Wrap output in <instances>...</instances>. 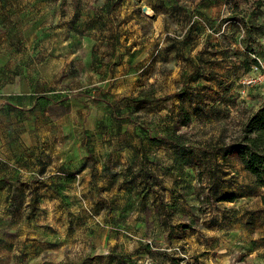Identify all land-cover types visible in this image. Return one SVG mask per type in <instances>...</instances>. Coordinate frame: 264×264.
<instances>
[{
	"label": "rangeland",
	"instance_id": "rangeland-1",
	"mask_svg": "<svg viewBox=\"0 0 264 264\" xmlns=\"http://www.w3.org/2000/svg\"><path fill=\"white\" fill-rule=\"evenodd\" d=\"M262 1L0 0V264H264V190L205 152L264 104Z\"/></svg>",
	"mask_w": 264,
	"mask_h": 264
},
{
	"label": "trees",
	"instance_id": "trees-1",
	"mask_svg": "<svg viewBox=\"0 0 264 264\" xmlns=\"http://www.w3.org/2000/svg\"><path fill=\"white\" fill-rule=\"evenodd\" d=\"M258 6L263 4L262 0H255ZM257 63V60L254 62ZM254 64V65H255ZM174 96H178L182 100L186 97L192 102V97L187 95L185 91L177 92ZM186 114L185 119L181 122V126L190 123V113L183 108ZM206 153H216L222 156L226 161L229 158L239 162L243 169L254 177V184L264 190V104L255 111L247 120L242 128V134L237 141L228 144H219ZM264 206V193L260 196ZM233 194H225L216 201H234Z\"/></svg>",
	"mask_w": 264,
	"mask_h": 264
},
{
	"label": "crops",
	"instance_id": "crops-1",
	"mask_svg": "<svg viewBox=\"0 0 264 264\" xmlns=\"http://www.w3.org/2000/svg\"><path fill=\"white\" fill-rule=\"evenodd\" d=\"M97 45V44H96ZM95 45V46H96ZM94 49H96V47H94ZM94 59L97 60V54L94 53ZM32 70V69H31ZM31 70H28L27 68H25V74H27L28 72L32 74ZM103 90H100V93ZM121 90H115V93H117L118 95V99L120 97V99H122L124 96L120 95ZM38 94V89L34 84H30V88L27 87L26 89L23 90V92L21 93V96L16 98L15 102L9 101V109H11L12 107L15 108H19V109H24V110H28L27 114L29 113H34L37 114V108L39 107V103L40 101L38 100V96L36 95ZM13 104V105H12ZM117 106V105H116ZM2 107V106H1ZM104 115V113H103ZM101 116V120L104 121V116ZM126 126L123 128V130H126ZM24 139V138H23ZM37 139H33V138H28V139H24L22 142L23 143V147L29 149L30 151H35L38 150V148L40 149V153L36 152L33 155V158H37L38 160L40 159L39 163H41V161H44V156L46 155L47 157H50L53 159V162L56 160V157H59L60 163H64L65 161H69V159H71L72 157V145L73 142L72 140H67V144L65 143L64 145V150H56L55 145L53 143L50 144V147H47L45 149V147L39 146L37 144V141H34ZM123 157L127 155V152H122ZM109 157L113 156L112 154H108ZM114 162L115 163V159L116 157H113ZM43 167H50L49 163H43L42 164ZM85 169H83L84 171ZM204 261H208V258L204 255L203 257H201Z\"/></svg>",
	"mask_w": 264,
	"mask_h": 264
},
{
	"label": "built area",
	"instance_id": "built-area-1",
	"mask_svg": "<svg viewBox=\"0 0 264 264\" xmlns=\"http://www.w3.org/2000/svg\"><path fill=\"white\" fill-rule=\"evenodd\" d=\"M240 85L242 87L241 94L245 93L243 89V85L247 87H259L264 89V60L261 58H257V63L253 66V71L250 75L245 77L240 81ZM176 256L178 260L177 264H202L197 259L190 256L185 251L181 250V248L176 247ZM230 264V263H229Z\"/></svg>",
	"mask_w": 264,
	"mask_h": 264
},
{
	"label": "bare ground",
	"instance_id": "bare-ground-1",
	"mask_svg": "<svg viewBox=\"0 0 264 264\" xmlns=\"http://www.w3.org/2000/svg\"><path fill=\"white\" fill-rule=\"evenodd\" d=\"M145 9H146V13H147L148 15H153V11H152V9H150L149 7L145 8Z\"/></svg>",
	"mask_w": 264,
	"mask_h": 264
}]
</instances>
